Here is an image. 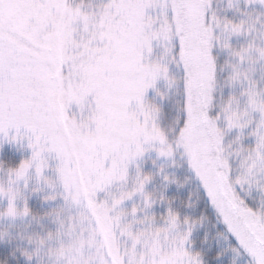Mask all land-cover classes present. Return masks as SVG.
<instances>
[{
  "label": "snow or ice",
  "instance_id": "6c2138e0",
  "mask_svg": "<svg viewBox=\"0 0 264 264\" xmlns=\"http://www.w3.org/2000/svg\"><path fill=\"white\" fill-rule=\"evenodd\" d=\"M255 65L264 68V0H0V146L29 153L0 165V264H216L217 253L193 243L199 220L148 191L156 177L172 183L163 165L177 154L232 250L264 264V76ZM215 173L248 227L218 211L219 191L205 179ZM81 184L87 203L114 219L98 248L62 218L85 203Z\"/></svg>",
  "mask_w": 264,
  "mask_h": 264
},
{
  "label": "trees",
  "instance_id": "16d2710c",
  "mask_svg": "<svg viewBox=\"0 0 264 264\" xmlns=\"http://www.w3.org/2000/svg\"><path fill=\"white\" fill-rule=\"evenodd\" d=\"M219 8L226 7V0H217ZM239 46L238 42H234ZM223 64V59H221ZM256 78L260 79L264 76V68L260 65H255ZM220 82L223 83V74L220 75ZM264 83V81H262ZM162 92H166L164 87L161 88ZM167 109L161 111V120L167 125L166 121ZM28 155L19 149H0V165L4 167H14L19 163L22 158ZM177 154L174 164L170 162L164 163V169L167 171L172 183L165 186L161 183L159 177H156L152 184L148 185V191H155L157 194L165 192L167 197L171 200L173 206L180 212L182 216L189 215L199 220L196 226V232L193 237V243L198 251H203L206 254L217 253L218 259L216 264H245L247 257H242L237 252L232 250V245L227 232L220 220L210 207L207 206L206 199L203 198V193L200 191V186L196 179L192 177L191 172L185 166V161ZM149 169H146V171ZM233 176L236 180L240 177L239 167L234 163ZM264 191V189H262ZM30 206L35 212L43 211L44 207L41 202L33 197L30 200ZM156 213L160 214L162 209L157 206ZM64 217V214L62 218ZM3 225H0V230H3ZM50 225H45V230ZM22 225H18L13 231H21ZM18 243V242H15ZM4 247V245H0ZM6 251L11 253V249L6 248ZM10 259H15L11 255Z\"/></svg>",
  "mask_w": 264,
  "mask_h": 264
},
{
  "label": "rangeland",
  "instance_id": "374dc122",
  "mask_svg": "<svg viewBox=\"0 0 264 264\" xmlns=\"http://www.w3.org/2000/svg\"><path fill=\"white\" fill-rule=\"evenodd\" d=\"M185 15L187 16L192 28L194 29V34H197L202 31V24H197L196 22V10L189 9ZM154 21L149 19L144 22L145 26L151 27V24ZM142 31V29H141ZM158 33L153 32V38L156 37ZM145 57L147 58V49L145 50ZM139 62V53L136 50L130 49L127 54V63L129 67L134 68L135 64ZM164 87L161 85V88ZM19 149L24 151L27 155H29L26 149H21L17 146H11L8 144H4L0 146V149ZM95 153L92 154L94 156ZM92 157H89L91 159ZM183 159V158H181ZM184 160V159H183ZM220 173L206 174L205 179L207 182L212 185L214 191H219V196L217 201L218 211L222 213V215L229 219L233 224L237 227L243 229L249 226L250 219L248 217L247 211L240 207V203L237 200L233 199L230 193H225L224 188L220 184ZM237 182L242 181V176L237 178ZM84 194L85 203L78 206L73 207L71 211V215L67 212L64 213V217L66 219V224L73 227L76 232L83 234L85 243H87L90 247H99V243L95 239L97 235L101 237V239L107 243L112 239V228L114 224V219L107 215V212L100 209L98 206H93L87 203L88 193L85 189L84 185H80L79 192L76 195ZM127 206H130V202ZM156 210V209H155ZM94 221V223H93Z\"/></svg>",
  "mask_w": 264,
  "mask_h": 264
}]
</instances>
